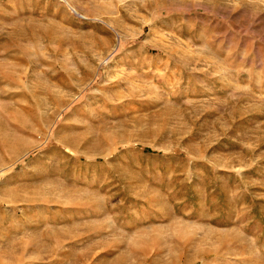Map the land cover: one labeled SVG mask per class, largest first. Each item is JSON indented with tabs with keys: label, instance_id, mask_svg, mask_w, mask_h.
Wrapping results in <instances>:
<instances>
[{
	"label": "rangeland",
	"instance_id": "obj_1",
	"mask_svg": "<svg viewBox=\"0 0 264 264\" xmlns=\"http://www.w3.org/2000/svg\"><path fill=\"white\" fill-rule=\"evenodd\" d=\"M0 264H264V0H0Z\"/></svg>",
	"mask_w": 264,
	"mask_h": 264
},
{
	"label": "crops",
	"instance_id": "obj_2",
	"mask_svg": "<svg viewBox=\"0 0 264 264\" xmlns=\"http://www.w3.org/2000/svg\"><path fill=\"white\" fill-rule=\"evenodd\" d=\"M77 213H78V212H77ZM77 213H76L75 215H74V214H71V215H72V216H74L75 218H77V216H78V214H77Z\"/></svg>",
	"mask_w": 264,
	"mask_h": 264
}]
</instances>
